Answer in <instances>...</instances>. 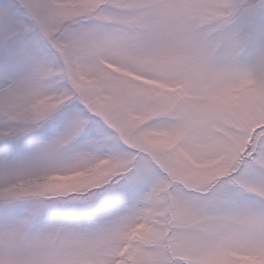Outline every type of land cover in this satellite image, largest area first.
<instances>
[{
	"label": "snow or ice",
	"instance_id": "6c2138e0",
	"mask_svg": "<svg viewBox=\"0 0 264 264\" xmlns=\"http://www.w3.org/2000/svg\"><path fill=\"white\" fill-rule=\"evenodd\" d=\"M0 264H264V0H0Z\"/></svg>",
	"mask_w": 264,
	"mask_h": 264
}]
</instances>
